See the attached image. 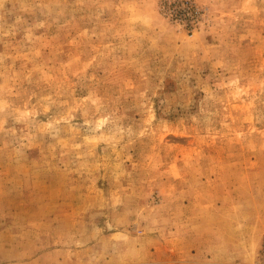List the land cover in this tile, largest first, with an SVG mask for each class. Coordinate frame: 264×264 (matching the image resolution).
Instances as JSON below:
<instances>
[{"label": "rangeland", "instance_id": "374dc122", "mask_svg": "<svg viewBox=\"0 0 264 264\" xmlns=\"http://www.w3.org/2000/svg\"><path fill=\"white\" fill-rule=\"evenodd\" d=\"M263 230L264 0H0V264H264Z\"/></svg>", "mask_w": 264, "mask_h": 264}, {"label": "crops", "instance_id": "0c3cea01", "mask_svg": "<svg viewBox=\"0 0 264 264\" xmlns=\"http://www.w3.org/2000/svg\"><path fill=\"white\" fill-rule=\"evenodd\" d=\"M263 238H264V230L260 231L256 236V247H259L261 245ZM246 253L241 254L242 258L239 264H254L255 253H252V255H248Z\"/></svg>", "mask_w": 264, "mask_h": 264}, {"label": "trees", "instance_id": "16d2710c", "mask_svg": "<svg viewBox=\"0 0 264 264\" xmlns=\"http://www.w3.org/2000/svg\"><path fill=\"white\" fill-rule=\"evenodd\" d=\"M172 13L174 14V16H176V14H180L181 12H176L175 10H172Z\"/></svg>", "mask_w": 264, "mask_h": 264}]
</instances>
